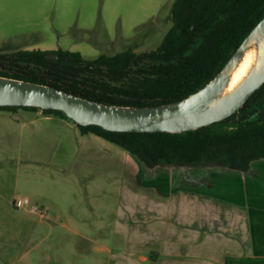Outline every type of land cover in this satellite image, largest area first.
I'll return each mask as SVG.
<instances>
[{"label":"rangeland","instance_id":"rangeland-1","mask_svg":"<svg viewBox=\"0 0 264 264\" xmlns=\"http://www.w3.org/2000/svg\"><path fill=\"white\" fill-rule=\"evenodd\" d=\"M175 1L0 0V64L30 63L42 70L22 58L38 50L79 51L83 60H92L132 49L138 55L136 71L147 63L172 61L189 53L213 25L201 30L194 25L179 53H158L174 24ZM80 62L83 66L70 67L76 76L122 74ZM74 126L80 144L94 149L88 157L95 158V147L103 149V142L89 140L94 133ZM57 145V157L48 163L25 151L0 159V205L17 209L0 213V264H236L235 254L244 253L243 207L248 201L259 205L260 194L258 182L246 184L239 169L149 168L121 146L112 151L110 145L102 157L117 158V167H80V156L79 166H66L64 145ZM259 163L252 162L254 170ZM27 196L30 204L18 209L14 201ZM237 234L241 242L234 247L228 241Z\"/></svg>","mask_w":264,"mask_h":264},{"label":"trees","instance_id":"trees-1","mask_svg":"<svg viewBox=\"0 0 264 264\" xmlns=\"http://www.w3.org/2000/svg\"><path fill=\"white\" fill-rule=\"evenodd\" d=\"M174 24L165 35L158 53H179L196 30L213 23L202 33L201 42L189 53L162 63L138 64L137 53L126 49L113 55L101 54L83 60L79 51L60 50L62 57L73 56L89 66H105L122 73L112 79L99 76L72 78L68 60L46 59L44 51H27L22 57L41 63L46 72L28 71L23 65L0 64V75L48 84L105 103L158 105L188 96L203 87L223 68L247 34L264 16V0H176ZM194 25H197L194 28ZM264 90V84L235 114L213 124L180 133L111 131L99 125H79L82 133H94L136 155L149 168L158 165H218L241 171L264 158V120H249L244 114ZM42 110L71 121L56 109L34 106H0ZM74 122V121H73Z\"/></svg>","mask_w":264,"mask_h":264},{"label":"water","instance_id":"water-1","mask_svg":"<svg viewBox=\"0 0 264 264\" xmlns=\"http://www.w3.org/2000/svg\"><path fill=\"white\" fill-rule=\"evenodd\" d=\"M57 60V52L45 54ZM264 84V16L219 73L179 100L158 105H119L63 89L0 75V106L56 109L79 125L111 131L180 133L222 121L239 111Z\"/></svg>","mask_w":264,"mask_h":264},{"label":"crops","instance_id":"crops-1","mask_svg":"<svg viewBox=\"0 0 264 264\" xmlns=\"http://www.w3.org/2000/svg\"><path fill=\"white\" fill-rule=\"evenodd\" d=\"M71 122L73 121L60 115L45 114L42 110L24 108L0 110V157H2L0 159L5 160V158L8 159L12 156H20L25 151L26 155L46 163L48 159L57 157L55 153L59 152V145H57L59 143L60 146L64 145L62 165L73 166L75 164V166H79V163L80 167L98 165L99 168H103V164L104 166L108 164L118 166L119 160L117 158L108 159L106 155L102 157V152L108 150L109 147L107 146L109 145L111 146L110 150L115 151L116 148L120 147L119 145L101 136L90 134L87 138L98 143L103 142V149H101L102 147L100 149L95 147L97 153L94 154L97 156L89 158V154L94 149L89 150L90 145L80 144L81 137H77V130L74 126L76 123ZM78 156L81 157L82 161L77 163ZM255 160H260L257 170H254L251 165L249 170L242 172H244L246 184L253 182V179L258 182L260 201L259 205H251V202L248 201L250 205L243 207L242 244L244 253L235 254L237 256L236 264H264V158ZM120 162H123L122 159ZM102 171H99L98 175ZM51 203L54 204L53 201ZM50 206L52 205H47V207ZM16 211L17 209L11 205H0V213L13 214ZM240 238V234H237L231 237L228 242L230 245L238 247L241 242Z\"/></svg>","mask_w":264,"mask_h":264},{"label":"flooded vegetation","instance_id":"flooded-vegetation-1","mask_svg":"<svg viewBox=\"0 0 264 264\" xmlns=\"http://www.w3.org/2000/svg\"><path fill=\"white\" fill-rule=\"evenodd\" d=\"M59 56H60V58L57 60H65L66 59L70 63L69 65H71V66H75V67L83 66V64H81L80 61L76 60L72 56H67L66 58L62 57L60 54H59ZM51 60H53V59H51ZM31 62H33V61H31ZM37 64L41 68L43 67V69L37 70V69L33 68L32 65H30V63L28 65H23V68L28 70V71L44 73L46 68L41 63H37ZM12 65H15V64H12ZM71 77L72 78H82V77H87V76L81 77V76H76L73 74V75H71ZM244 114L248 115L249 120H258V119L264 120V90L262 91L260 97L253 101L252 105L248 107V109L246 110V112Z\"/></svg>","mask_w":264,"mask_h":264},{"label":"built area","instance_id":"built-area-1","mask_svg":"<svg viewBox=\"0 0 264 264\" xmlns=\"http://www.w3.org/2000/svg\"><path fill=\"white\" fill-rule=\"evenodd\" d=\"M15 206L18 208L24 207L30 204V199L28 197H18L15 201ZM34 210L41 211L39 208L34 207ZM42 213V212H41Z\"/></svg>","mask_w":264,"mask_h":264}]
</instances>
